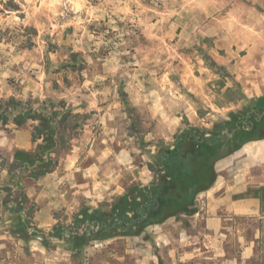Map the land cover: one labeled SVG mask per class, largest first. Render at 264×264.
<instances>
[{"label": "rangeland", "instance_id": "374dc122", "mask_svg": "<svg viewBox=\"0 0 264 264\" xmlns=\"http://www.w3.org/2000/svg\"><path fill=\"white\" fill-rule=\"evenodd\" d=\"M263 45L264 0H0V264H34L37 242L24 236L42 230L76 244V262L98 248L122 252L108 224L132 215L153 182L167 202L123 233L142 264L153 253L169 264L165 226L143 222L191 221L198 206L164 182L172 173L161 170L162 151L223 135L215 156L263 135ZM210 152L198 165L206 179ZM36 174L51 177L30 185L53 201L43 213L51 226L39 228L30 207L24 229L8 204ZM77 224L81 240L98 241L80 248ZM167 230L179 252L178 230ZM250 258L263 264V251Z\"/></svg>", "mask_w": 264, "mask_h": 264}, {"label": "crops", "instance_id": "0c3cea01", "mask_svg": "<svg viewBox=\"0 0 264 264\" xmlns=\"http://www.w3.org/2000/svg\"><path fill=\"white\" fill-rule=\"evenodd\" d=\"M212 170L211 184L195 193L198 206L194 213L195 219L191 221L164 219L160 222L147 220L143 222V226L149 224L165 226L163 237L159 238L163 239L162 244L167 251L169 264H183L187 260H192L195 264H248L255 249L263 251L264 264V135L243 140L233 149L219 155L212 162ZM25 178L30 188L25 198L22 195L21 199L8 204L9 209H6L12 212L9 221L24 229H30L31 227L26 223V212L32 207L35 209L34 219L37 226L50 228L49 216L46 219L43 213L50 211L49 209L54 206L53 201L52 203L44 201V188H40L39 194L33 191L30 185L43 183L45 178L51 177L26 176ZM199 200L201 203H198ZM44 203L48 205L43 206ZM168 227L178 230L175 240L180 245L179 252L171 247L172 237L168 234ZM74 228L76 236H81L78 224ZM255 228L257 235L254 234ZM118 230L120 234L115 238L125 241L122 252L109 250L104 253V249L98 248L88 259H80V262H76L73 255L76 244L70 241H56L54 232L39 231L41 234L35 235L36 240H32L27 232L24 238L26 244L37 242L36 246L30 249L31 254L37 256L34 264H130V262L142 264L143 254L132 245L133 243H130L129 237L123 233L124 231L121 232L120 227ZM249 232L253 234L250 235ZM111 240L112 238H107L104 243H110ZM91 241H98V238L86 236L80 248ZM155 244L160 242L155 241ZM47 247L53 249L52 253L48 252ZM206 252L208 254H205ZM215 255L219 260L214 258ZM151 258L153 264H160V256L153 253Z\"/></svg>", "mask_w": 264, "mask_h": 264}, {"label": "trees", "instance_id": "16d2710c", "mask_svg": "<svg viewBox=\"0 0 264 264\" xmlns=\"http://www.w3.org/2000/svg\"><path fill=\"white\" fill-rule=\"evenodd\" d=\"M257 112L258 111L255 109L253 111H248V114L256 117ZM261 118L264 122V115H262ZM221 137H223V135H212L209 137H200L198 135H195L192 136L193 145L191 149H189V151L180 150L179 145L182 144L181 139L177 142L176 145L173 146V148L163 149L161 154L162 161L160 163L161 170L172 173V175H169V178H165L164 182H172L174 184V187L179 190V193L187 192L185 195H183L185 199L189 198L191 194L194 195L196 192L207 188L211 184V180L213 177V161L211 162L212 176L209 179L203 178V176H199V172L202 173L204 171H202V169L199 170L198 165L200 163L202 164V160L203 162H205L206 159L204 155H206L205 153H207V151H211L210 158L214 157L213 160L221 155H213L214 146L218 145V148L221 147L223 141ZM205 172L207 171L205 170ZM37 175L38 174L34 176L37 177ZM143 190L144 201H141V199L138 201V206L134 210V213L132 215L126 213L117 214L111 219L110 223L108 224L109 229L121 227V231H124L125 229L133 226L129 225L131 221L135 222L150 218L152 215L157 214L160 207H162L167 202V199L161 194L159 184L153 182L151 186L143 187ZM187 201L188 199L186 200V202ZM77 237L80 240L82 239L81 236ZM81 242H83V240H81Z\"/></svg>", "mask_w": 264, "mask_h": 264}]
</instances>
